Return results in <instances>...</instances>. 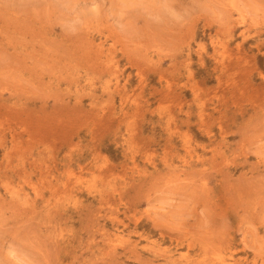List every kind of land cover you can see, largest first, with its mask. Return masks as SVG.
Wrapping results in <instances>:
<instances>
[{"label": "rangeland", "instance_id": "1", "mask_svg": "<svg viewBox=\"0 0 264 264\" xmlns=\"http://www.w3.org/2000/svg\"><path fill=\"white\" fill-rule=\"evenodd\" d=\"M0 264H264V0H0Z\"/></svg>", "mask_w": 264, "mask_h": 264}, {"label": "bare ground", "instance_id": "2", "mask_svg": "<svg viewBox=\"0 0 264 264\" xmlns=\"http://www.w3.org/2000/svg\"><path fill=\"white\" fill-rule=\"evenodd\" d=\"M9 196V195H8ZM17 196H18V194H17ZM12 197V196H11ZM10 199V198H9ZM21 201V200H20ZM170 259V258H169ZM169 261V260H168Z\"/></svg>", "mask_w": 264, "mask_h": 264}]
</instances>
